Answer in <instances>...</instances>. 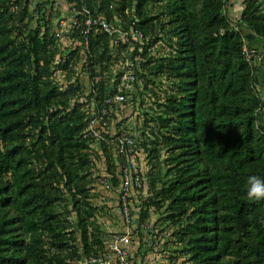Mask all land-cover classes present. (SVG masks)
<instances>
[{"label": "trees", "instance_id": "1", "mask_svg": "<svg viewBox=\"0 0 264 264\" xmlns=\"http://www.w3.org/2000/svg\"><path fill=\"white\" fill-rule=\"evenodd\" d=\"M85 1L115 24L135 22L149 38L131 55L143 57L135 102L145 104L156 84L151 74L172 83L164 99L151 89L154 111L141 108L152 193L141 199V220L151 207L162 212L161 232L174 227L194 264H264V201L247 199L243 188L248 175H264V74L244 52L249 38L264 48V0H242L235 20L232 0ZM34 3L0 0V264H79L110 237L91 199L96 150L84 132L88 105L115 92L111 65L120 51L107 34H93L86 96L75 69L82 45L62 49L50 0ZM75 36L81 43L80 30ZM161 40L170 51L156 57L151 48ZM57 70L66 73L65 88ZM102 145L111 172L116 163Z\"/></svg>", "mask_w": 264, "mask_h": 264}, {"label": "built area", "instance_id": "2", "mask_svg": "<svg viewBox=\"0 0 264 264\" xmlns=\"http://www.w3.org/2000/svg\"><path fill=\"white\" fill-rule=\"evenodd\" d=\"M48 7L57 16L56 33L60 47L73 51L78 44L82 45V63L90 53L91 37L95 33L107 34L116 50L122 46L132 48L137 43L143 47L149 40L136 27L135 22L129 27L115 24L104 15L95 14L85 0H50ZM77 30L81 32V43L75 36ZM244 42V52L249 63L252 66L261 65L264 62V48L250 46L248 39ZM137 69L138 58L136 61L127 59L112 80L111 87L115 92L107 96L102 104L93 99L88 105L89 124L84 136L93 140L94 146L98 147L102 155H105L102 144H107L116 163V169L110 172L109 167L106 168L108 173L100 175L97 183L106 188V191L118 193L123 223L121 230L110 235L103 252L84 257L79 264H141L143 255L149 248H158V235H169L167 231L161 232L160 227L150 220H141L143 201H139L138 197L147 183L148 153L141 145L142 136L119 124L123 116L128 114L129 105L138 102L132 98V94L138 91L136 83L141 88L143 86L137 79ZM55 77L63 88L68 85L65 72L57 70ZM114 178L119 180L118 185H114ZM159 261L158 258L156 262L149 264H159Z\"/></svg>", "mask_w": 264, "mask_h": 264}, {"label": "rangeland", "instance_id": "3", "mask_svg": "<svg viewBox=\"0 0 264 264\" xmlns=\"http://www.w3.org/2000/svg\"><path fill=\"white\" fill-rule=\"evenodd\" d=\"M41 1L43 0H35L33 9H35L34 8L35 4ZM231 3L232 5H230L229 11H230V15L235 20L240 15L241 13L240 11L242 10V7H244V5H243L242 0H232ZM155 11H157V9H155ZM53 21H54V24L56 25V26L54 25L56 29L57 19L54 18ZM33 26L34 27L36 26V22L33 23ZM155 32H157V29ZM151 49L154 51L153 55L156 57L166 56L168 55L170 51V45L169 43H165L164 40H161V41L155 42ZM119 51H120V54L119 53L116 54L118 58H114L116 59L115 60L116 62L113 61V64L111 65L112 70L115 71V73L120 70V68L122 67V63L126 62L127 59H131L134 61H136L137 58H138V61H141V59H143L142 55L140 54L136 55V58H135L136 60L132 58L131 55L134 52V47L129 48L127 50L118 49V52ZM75 69L77 70V72L80 74V77L83 79V81H85L87 85L86 86L87 87L86 96L90 95L91 90H92V86L90 84L91 82L90 73H88L86 70L83 69L82 61L77 63V66ZM150 77L152 78V80L154 79L156 80V84L150 83L151 86L148 90V93L144 94L145 104L142 105V103L140 102V99H138V102L136 104L129 105L128 114L123 116L122 122L119 123L121 127H124L127 130H131L132 132H136V134L142 136L143 139H144L143 129H144V122H145L146 116L144 115L142 109L145 108L149 104L153 107L152 111H154L157 107L155 100L156 99L159 100L156 96H154V93L152 97H150L152 90L155 93H157V95H159L161 99H164L165 96L171 91V85H172L171 81L167 77H156L154 76V74H151ZM99 79L100 77H97V80ZM112 80H114V76L112 77ZM263 93L264 91L262 90V94ZM151 123L153 122L151 121ZM95 150L96 152L94 153V155L96 157L95 158L96 159L95 160L96 175H98V177L100 175L105 176L108 173L106 171L107 170L106 168L109 167L108 158L106 155H102V153H100V150L98 149L97 146L95 147ZM163 154H164V157L167 156L166 150L163 151ZM146 169L148 170V164H147ZM91 193H92L91 199L98 209L97 220L99 221L101 227L109 233V236L112 233L121 230L123 221H122V217L120 214L118 193L113 192V191H106V188L99 185L97 182H95V184L93 185ZM144 194H146L145 197L152 196V193H151V190L148 184L146 186V192L144 193L141 192L139 194V197H138L139 201L140 199H144L143 198ZM162 217H163L162 212L157 211L156 208L154 207L150 208V219L149 220L151 222L161 227ZM168 228H169L168 229L169 235H164L165 233L163 234L162 237L158 235V240L160 242L158 248L156 250L149 248L146 254L143 255L144 260L141 264H149L150 262L154 263L156 262V259L158 258L160 260L158 262L159 264H194L190 260L189 256L183 254L182 243L178 241L175 236H173V233L175 232L176 229L171 226H168Z\"/></svg>", "mask_w": 264, "mask_h": 264}, {"label": "clouds", "instance_id": "4", "mask_svg": "<svg viewBox=\"0 0 264 264\" xmlns=\"http://www.w3.org/2000/svg\"><path fill=\"white\" fill-rule=\"evenodd\" d=\"M247 199L252 201H264V175H248L243 184Z\"/></svg>", "mask_w": 264, "mask_h": 264}, {"label": "crops", "instance_id": "5", "mask_svg": "<svg viewBox=\"0 0 264 264\" xmlns=\"http://www.w3.org/2000/svg\"><path fill=\"white\" fill-rule=\"evenodd\" d=\"M249 44L252 45V46H259L261 47L262 46V42L260 39H255V38H252L248 40ZM254 44V45H253ZM262 48V47H261ZM261 72L264 74V62L261 63Z\"/></svg>", "mask_w": 264, "mask_h": 264}]
</instances>
